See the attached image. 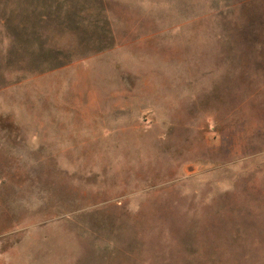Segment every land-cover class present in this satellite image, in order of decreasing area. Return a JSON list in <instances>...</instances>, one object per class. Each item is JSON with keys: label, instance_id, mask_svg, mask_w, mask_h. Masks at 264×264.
Instances as JSON below:
<instances>
[{"label": "rangeland", "instance_id": "rangeland-1", "mask_svg": "<svg viewBox=\"0 0 264 264\" xmlns=\"http://www.w3.org/2000/svg\"><path fill=\"white\" fill-rule=\"evenodd\" d=\"M0 264H264V0H0Z\"/></svg>", "mask_w": 264, "mask_h": 264}]
</instances>
